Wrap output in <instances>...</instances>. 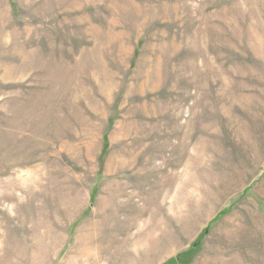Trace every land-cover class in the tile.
I'll use <instances>...</instances> for the list:
<instances>
[{
  "label": "rangeland",
  "instance_id": "1",
  "mask_svg": "<svg viewBox=\"0 0 264 264\" xmlns=\"http://www.w3.org/2000/svg\"><path fill=\"white\" fill-rule=\"evenodd\" d=\"M0 264H264V0H0Z\"/></svg>",
  "mask_w": 264,
  "mask_h": 264
},
{
  "label": "crops",
  "instance_id": "2",
  "mask_svg": "<svg viewBox=\"0 0 264 264\" xmlns=\"http://www.w3.org/2000/svg\"><path fill=\"white\" fill-rule=\"evenodd\" d=\"M43 226L40 227L39 229V250H38V253H34V251H32L31 254H29V256H25L24 258H43ZM72 243V250L69 254L65 255L64 257L65 258H70L71 257V260H72V263H78L81 258H82V261H85V258H92L93 261L96 260V258H101V254H97L96 252H89L87 251V253H80V251L78 249H75L77 246L74 241L71 242ZM139 249H142V246L139 248ZM138 247H135V254L136 252L139 250ZM86 252V251H85ZM34 253V254H33ZM136 256V255H135ZM176 256H172V258H174ZM105 258V256L103 257ZM92 261V260H91Z\"/></svg>",
  "mask_w": 264,
  "mask_h": 264
}]
</instances>
